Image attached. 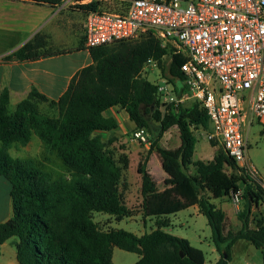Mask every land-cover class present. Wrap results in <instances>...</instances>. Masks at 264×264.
<instances>
[{
    "label": "trees",
    "instance_id": "trees-1",
    "mask_svg": "<svg viewBox=\"0 0 264 264\" xmlns=\"http://www.w3.org/2000/svg\"><path fill=\"white\" fill-rule=\"evenodd\" d=\"M24 1L58 7L65 0ZM103 4L90 1L79 8L87 14ZM71 52L51 47L38 34L12 57L38 60ZM89 52L93 63L73 77L58 100H50L33 88L12 113L9 90L0 94V178L10 184L14 210L13 217L0 224V244L14 239L20 264H114V247L138 254L135 264H205L203 250L164 230L170 225V215L197 205L208 219L221 255L215 264H228L239 240L260 250L264 264V219L255 223L252 219L254 210L264 204L263 189L239 174L235 160L223 147L211 161H195L198 138L193 129L210 130L207 112L198 103L170 104L162 111L157 85L141 77L148 61L161 65L168 56L169 77L179 86L186 58L150 35L139 41L89 48ZM177 93L181 96L183 88H177ZM42 103L55 114L44 113ZM113 107L125 110L137 128H146L157 137L149 154L156 151L161 155L167 175L166 188L160 191L147 169V158L138 167L143 217L156 220V228L141 236L124 229L104 231L92 216L94 212L117 217L131 214L121 191L127 162L121 165L105 143L104 135L118 128L114 117L104 115ZM174 126L181 146L169 149L159 145ZM34 134L47 151L65 162L69 176L54 180L35 159L11 155L12 147L28 145ZM211 145L215 147L217 142L211 141ZM227 168L238 174H228ZM241 185L244 193L238 219L242 227L234 232L227 230L228 216L213 200L237 194Z\"/></svg>",
    "mask_w": 264,
    "mask_h": 264
},
{
    "label": "built area",
    "instance_id": "built-area-1",
    "mask_svg": "<svg viewBox=\"0 0 264 264\" xmlns=\"http://www.w3.org/2000/svg\"><path fill=\"white\" fill-rule=\"evenodd\" d=\"M104 1L117 8L86 14V48L150 35L185 57L182 95L177 82L161 77L156 84L160 102L165 107L198 103L209 117V138L235 160L239 174L264 191L245 137L247 124L264 118V0ZM147 134L138 128L134 137L146 141ZM230 198L239 205L242 192Z\"/></svg>",
    "mask_w": 264,
    "mask_h": 264
},
{
    "label": "crops",
    "instance_id": "crops-1",
    "mask_svg": "<svg viewBox=\"0 0 264 264\" xmlns=\"http://www.w3.org/2000/svg\"><path fill=\"white\" fill-rule=\"evenodd\" d=\"M87 1L89 0H65L60 6L51 7L24 0H0V94L5 89L9 90L10 112H15L18 104L29 95L33 88H37L50 100H58L68 89L73 77L82 68L93 63L89 49L85 46V37L81 43L76 42L71 53L24 61L12 57L15 52L38 34L43 35L51 47L64 49H66L64 46L74 42L72 33L74 27L80 28L75 32L76 38L84 36L86 14L84 19L81 18L83 11L71 6L83 5ZM104 115L114 117L118 122V128L112 132L123 133L126 130V123L129 124V121L134 123L130 120L128 113L118 107L111 108ZM251 124L253 123L249 122L245 128L247 141L249 140V130L246 131V129ZM259 124L264 128V118ZM33 140H36L39 150L45 149L43 142L35 134L28 145L21 147L30 148ZM180 146L179 133L178 146L173 149H178ZM156 185L158 188L157 183ZM226 198L220 199L219 204H215L226 212L229 221L234 225L233 215L236 213V218H238L239 205L233 201L232 203L228 202ZM224 204H228L227 209L224 208ZM13 215L10 184L6 179L0 178V224L8 222ZM187 216H190L194 223L199 218H206L197 205L191 206L174 214V216L170 215L168 217L170 225L164 230L172 235L188 239L192 246L203 250L206 258L205 264H215L220 260L221 255L214 243L213 232L208 219L206 218V229L202 237L201 235L196 236L194 232L190 231V228L186 229L189 222L188 220L184 222L182 219ZM13 241L14 239H10L0 244V264H20ZM248 244L251 243L246 240L237 241L233 246L232 258L228 264H263L261 251L257 249V253L252 254ZM236 247L249 251L251 255L247 256L248 258H238L234 252Z\"/></svg>",
    "mask_w": 264,
    "mask_h": 264
},
{
    "label": "rangeland",
    "instance_id": "rangeland-1",
    "mask_svg": "<svg viewBox=\"0 0 264 264\" xmlns=\"http://www.w3.org/2000/svg\"><path fill=\"white\" fill-rule=\"evenodd\" d=\"M90 1H103L102 9H111L117 8L116 3H108L104 0H89ZM73 8H79V4H75L71 6ZM80 9V8H79ZM85 13L82 12L81 18L84 19ZM79 27L73 28V39L74 42L72 44H68L64 46L67 50L73 49L74 45L78 41L84 40V36L76 38L75 32L78 31ZM57 49H64L61 47H54ZM170 64V57L166 56L163 59L161 65L156 63H146L143 71L141 73V77L145 80L154 83L155 85L159 82L161 77H169L168 69ZM160 102V98L158 97ZM161 104V110L165 111L167 107ZM193 103L191 101L183 102L179 105L183 106H191ZM41 110L47 114H55L53 110H51L47 103H42L40 105ZM138 128L134 123L129 121V124L126 123L125 132H110L105 136V143L107 145V151L111 153L114 158L124 165V161L127 162V167L123 171V177L121 181V191L125 204L130 209L129 216L117 217L115 215H110L103 212H94L92 214L93 220L99 225V227L104 230H112V229H124L126 231L132 232L141 236L145 233H148L156 228V220L155 218H147L144 219L142 214V202L143 197L141 194V184L142 177L138 172V167L140 163H144L147 158V168L150 171L154 181L158 184L159 190H164L166 188L165 179L166 173L162 168V157L161 155L153 151L149 154L150 149L153 143L156 141L157 137L147 129L148 134L146 135V141L142 139H136L134 137V132ZM194 133L198 138V143L196 145V151L194 154L195 160H203L205 162L211 161L216 155L217 151L222 147L219 143L215 147L211 145V139L209 138V127L203 128L198 127L194 128ZM249 130V140H248V156L254 168L258 171L261 179L264 181V128L254 121L253 124L247 127L246 131ZM178 138H179V130L176 126L169 129L162 139L159 141V145L165 148H176L178 146ZM39 141V140H37ZM36 140H33L30 148L21 147L19 145L15 146L11 153L14 157L27 159L33 158L35 159L40 166L51 173L52 178L58 179L62 176H69V168L65 164V162L60 159L56 153H52L44 150H39L36 145ZM156 153V154H155ZM228 174H238L232 168H227ZM242 195L244 193V186L241 185ZM227 201L232 203V199L230 196H227ZM220 199H214L213 202L219 204ZM243 200L239 202V211L242 208ZM228 204H224V208L227 209ZM238 211V210H235ZM171 216H174L171 215ZM234 225L228 220L227 222V230H233L237 232L242 227V222L236 218V213H234ZM204 219V220H203ZM253 222H257V220L264 219V204L260 207L259 210H254L252 214ZM184 222L188 220L189 224L186 225V229L190 228V231L194 232L196 236L201 235L204 236V230L206 229L207 219L199 218L194 223L190 216L182 219ZM190 226V227H189ZM254 226L253 224L251 225ZM251 249L250 252L257 253V249L248 244ZM234 252L238 256V258H248L247 256L251 255L249 251L242 248H234ZM259 256L261 258V254L259 251ZM250 258V257H249ZM140 259V256L133 252H127L118 247H114L113 252V262L114 264H135Z\"/></svg>",
    "mask_w": 264,
    "mask_h": 264
},
{
    "label": "water",
    "instance_id": "water-1",
    "mask_svg": "<svg viewBox=\"0 0 264 264\" xmlns=\"http://www.w3.org/2000/svg\"><path fill=\"white\" fill-rule=\"evenodd\" d=\"M178 88H179V89H180V88L182 89V88H183V86H182V85H179V86H178Z\"/></svg>",
    "mask_w": 264,
    "mask_h": 264
}]
</instances>
